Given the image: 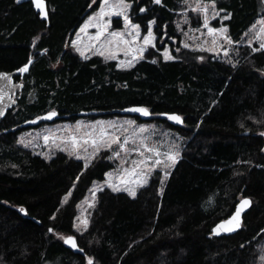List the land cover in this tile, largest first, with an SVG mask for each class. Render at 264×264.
I'll return each mask as SVG.
<instances>
[{
    "label": "trees",
    "instance_id": "1",
    "mask_svg": "<svg viewBox=\"0 0 264 264\" xmlns=\"http://www.w3.org/2000/svg\"><path fill=\"white\" fill-rule=\"evenodd\" d=\"M186 1L133 0L131 21L142 33L152 21L156 45L118 68L69 44L99 0H46L48 24L30 2L0 0V70L35 58L16 106L0 121V264H264V49L254 51L244 36L263 0H215L224 18L211 24L227 29L228 59L172 42L173 58L164 59L158 41L181 40V13L191 28L202 23ZM132 105L148 108L147 121L178 135L180 157L167 176L154 170L134 196L98 190L87 227H78V207L114 167L108 152L87 167L60 150L45 159L18 136L48 123H22L50 110L58 116L52 123L75 121L81 110L95 111L87 119L123 116L119 111ZM166 112L179 114L182 126L157 117ZM239 196L251 200L240 229L214 236L212 227L230 216ZM56 233L73 236L79 251Z\"/></svg>",
    "mask_w": 264,
    "mask_h": 264
},
{
    "label": "rangeland",
    "instance_id": "2",
    "mask_svg": "<svg viewBox=\"0 0 264 264\" xmlns=\"http://www.w3.org/2000/svg\"><path fill=\"white\" fill-rule=\"evenodd\" d=\"M124 3L127 5L126 8L119 6V0H107V4L104 3V0H99L97 9L91 12L72 34L69 42L70 46L80 55L83 53L82 56L85 58L97 54L106 60H114L118 68L131 67L141 58L148 46L155 47L157 37L152 31L153 23L149 25L148 22V29L145 33L141 32L140 27L138 29L132 27L133 24L137 25L130 19L133 0H124ZM185 3L189 5V10L196 11L200 15L202 23L199 27L191 28L186 24L185 12L181 13L182 17L178 22L181 40L177 41L170 38L167 41V38L162 37L158 41L163 45L160 50L163 58L165 59V50H167L171 59L173 58L170 44L172 42L173 46L179 44L186 48L205 50L212 53L214 57L228 59L233 43L229 38L225 39L226 32L209 31L210 28L217 30L225 28L221 24L214 28L211 24L216 19L221 23L224 16L219 14L212 3L197 0H188ZM203 6H207L206 12L195 10ZM102 7L103 15H101ZM125 16L128 17L129 22L125 21ZM90 17L93 19L89 20ZM205 17H207V24H205ZM114 18L121 19L120 28L112 27V19ZM86 22L89 26L81 31ZM253 25L244 36L247 41L246 44L257 50L260 48V44L264 43V11ZM149 27H151L152 39L151 43L146 44L144 38L148 35ZM98 32L102 33L99 39H97ZM113 33L117 35H113ZM73 41H76V43L73 44ZM129 61H131L130 64ZM135 118L137 117L114 116L95 119L80 117L72 122L68 120L51 122L37 128L26 129L19 134L18 143L21 146L30 148L45 159H49L56 151L60 150L81 159L85 165L86 163L88 165L100 151L108 152L109 159L114 167L105 174L103 181L95 182L91 186L88 194L78 207V227L84 226L82 221L86 220L87 209L95 199L93 193L96 194L98 190L104 187L113 190V186L117 188L116 191L129 193V190H134L136 193L138 188L146 184L139 183L140 180H148L154 170H160L165 175V172H168L173 166L165 167V163H170L166 159V154L170 150L178 152L180 157L181 146L177 134L163 130L158 124L147 120L140 122ZM141 128H143V131H140ZM73 137L76 138L75 144L73 143ZM114 137H119L121 143L124 142L125 137H128L125 149H120L118 144L111 143ZM93 140L96 141V144L92 143ZM133 148H139L140 151H132ZM147 148L158 149L159 155L148 152ZM117 152L119 155H114ZM140 152H143L144 155L141 156ZM145 157H151V159H147L144 165L137 168L135 174L126 171L135 166L134 162L144 160ZM85 158L89 159L86 161ZM157 159L163 163L157 167H151ZM139 173H144V175L141 176ZM67 236V234L56 233L57 239L61 242Z\"/></svg>",
    "mask_w": 264,
    "mask_h": 264
},
{
    "label": "snow or ice",
    "instance_id": "3",
    "mask_svg": "<svg viewBox=\"0 0 264 264\" xmlns=\"http://www.w3.org/2000/svg\"><path fill=\"white\" fill-rule=\"evenodd\" d=\"M33 3L35 4V6L38 8V9H41V12L40 14L41 15H46V13L44 12L43 10V6H42V0H33ZM104 3L107 4V0H104ZM154 3L156 4H160L161 3V0H154ZM211 3L213 4V6L215 5V0H211ZM119 6L121 8H126L127 5L124 3V0H119ZM195 10H203V11H207V6H203L202 8H199V9H195ZM141 12L145 11V9L141 8L140 9ZM122 14V13H121ZM101 15H103V7L101 8ZM218 15V13H217ZM93 19L92 17L89 18V20ZM125 21L126 22H129L128 21V17L125 16ZM153 22L152 21H149V25H151ZM205 24H207V17H205ZM88 23L86 22L85 25L82 27L81 31H83L86 27H88ZM133 28H136L138 29L139 28V25H135L133 24L132 25ZM253 27H255V25H253ZM210 32H216V31H219L221 33H225L227 32V29L226 28H222V29H212L210 28L209 29ZM102 35V33L98 32L97 33V39H99V37ZM113 35H117L116 33H113ZM145 43L148 44V43H151V39H152V32H151V27H149V31H148V35L145 36ZM225 39H228L227 36H225ZM76 41H73V44H75ZM260 48L264 49V43H261L260 44ZM79 51V49H77ZM142 51V50H141ZM226 51V50H225ZM255 51V49H254ZM102 54V53H101ZM81 55H83V53H81ZM165 59H171V57L168 55L167 53V50H165ZM31 59H29L28 63L24 64L22 67H20L19 69H17L18 72H26L28 70V67H29V64H31ZM129 64L131 63V61L128 62ZM0 78H10L9 74L8 73H0ZM132 111H136V112H141L145 115L148 114V110L146 108H133L131 109ZM0 115H3V112H0ZM55 115V112H50L48 113V118H51L52 116ZM169 119L171 120H175V121H178V122H182L181 121V117L177 116V115H169L168 117ZM39 119V117H38ZM140 131H143V128L140 129ZM106 135V133H105ZM262 135H264V133H262ZM45 139H47V137H45ZM73 143L75 144L76 142V138L73 137ZM128 142V137H125L124 138V142L121 143L120 140H119V137H114L111 141V143L113 144H118L119 145V148L120 149H125V145L127 144ZM93 144H96V141L93 140L92 141ZM148 152H153V153H156L157 155H159V152H158V149L156 148H147L146 149ZM132 151H136V152H139V148H133ZM114 155H119V153H114ZM140 155L143 156L144 153L143 152H140ZM179 157V153L178 152H174V151H169L167 154H166V159L168 162L170 163H165V167L168 168V167H171L172 165L175 164L177 158ZM86 161L89 159V158H85ZM147 159H151V157H145L144 160H140L138 162H134V167L131 169V170H126V171H130L131 173L135 174L136 173V169L139 168L141 165H144L145 164V161ZM161 163H163L161 160L157 159L155 164L151 165V167H157L158 165H160ZM87 167V163L85 165ZM139 175L143 176L144 173H139ZM168 173L167 171L165 172V176H167ZM139 183L143 184V183H147V180L146 179H142L139 181ZM117 188L115 186H113V191H116ZM129 194L130 195H135V191L134 190H129ZM93 195H95L93 193ZM250 204V201L245 198V199H242L240 201V203L236 206V210L235 212L233 213V215L226 221H221V223L217 224L215 226V228L213 229V232L214 233H218V231L220 230H223V231H234L235 229L239 228L240 227V213L246 208L248 207ZM21 211H24V209L22 208ZM82 223L84 224L85 227H87V221L84 220L82 221ZM49 232H52L53 229L52 228H49L48 230ZM264 231V230H262ZM65 243H70L72 244L73 247H76V243L74 241V238L72 236H68L67 238H65ZM262 260H264V256L261 257ZM89 264H92V260L91 258H89Z\"/></svg>",
    "mask_w": 264,
    "mask_h": 264
},
{
    "label": "water",
    "instance_id": "4",
    "mask_svg": "<svg viewBox=\"0 0 264 264\" xmlns=\"http://www.w3.org/2000/svg\"><path fill=\"white\" fill-rule=\"evenodd\" d=\"M17 3H24V2H30L31 3V6L33 8V10L39 14L40 18L45 20L48 24V9H47V2L46 0H42V6H43V10L44 12L46 13V15H41L40 12H41V9H38L35 4L33 3V0H16ZM31 64H29V67H28V70L26 72H18L17 69H19L20 67H22L24 64L28 63L25 62L23 65L19 66L18 68H15L13 70H10V71H4V70H0V73H8L10 78H0V112H3V115H0V121L4 118V116L6 115V113L11 110L12 108H14L17 104V95L18 93L21 92V90L23 89V86H24V82H23V79L25 77V75H27L30 71V68H31V65L33 64L35 58L34 57H31ZM18 77L19 78V81H15V78ZM133 108H146L144 106H140V105H132V106H128V107H125L123 109H121L119 111V113L123 116H133V117H137L141 120H149L151 118V113H150V110L148 108H146L148 110V114L145 115L141 112H136V111H132L131 109ZM50 112H55L53 110H50V111H47L43 114H41L38 119V117L36 118H33V119H30L28 121H25L22 123L23 126H27V127H33V126H36L38 124H43V123H51L53 122L55 119L58 118L57 116V113L55 112V115L52 116L51 118H48V113ZM95 114V111L94 110H81L78 112V116L79 117H84V116H90V115H94ZM177 115L179 117H181L179 114L177 113H174V112H166V113H161L159 114L157 117L161 120H164L166 122H168L170 125L172 126H176V127H181L182 124H183V119L181 117V121L182 122H178V121H175V120H171L169 119V115ZM264 137V135H263ZM242 199H245V198H241L235 205L234 207V210L232 211V213L230 214L229 217H227L226 219L224 220H220L218 221L216 224H214V226L212 227V234L214 236H221V235H231L233 233H235L236 231H238L240 229L237 228L235 229L234 231H223V230H220L218 231V233H214L213 232V229L215 228V226L219 223H221V221H226L228 220L232 215L233 213L235 212L236 210V206L240 203V201ZM249 201H250V204L248 207H246L241 213H240V226H241V223H242V216L244 214V212L250 207L251 205V200L249 198H247ZM68 236H71V235H68ZM67 236V237H68ZM66 237V238H67ZM73 237V236H72ZM74 238V237H73ZM74 241L76 243V240L74 238ZM63 244L68 247L69 249H71L72 251L74 252H78L79 249H78V246H77V243H76V247H73L72 244L70 243H65V240L63 241Z\"/></svg>",
    "mask_w": 264,
    "mask_h": 264
},
{
    "label": "bare ground",
    "instance_id": "5",
    "mask_svg": "<svg viewBox=\"0 0 264 264\" xmlns=\"http://www.w3.org/2000/svg\"><path fill=\"white\" fill-rule=\"evenodd\" d=\"M26 5H28V4H26ZM115 11V10H114ZM42 37V36H41Z\"/></svg>",
    "mask_w": 264,
    "mask_h": 264
}]
</instances>
